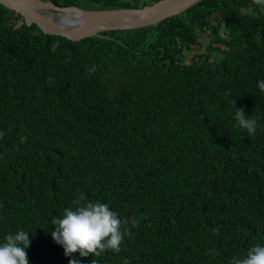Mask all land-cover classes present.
Returning a JSON list of instances; mask_svg holds the SVG:
<instances>
[{
  "label": "trees",
  "instance_id": "obj_1",
  "mask_svg": "<svg viewBox=\"0 0 264 264\" xmlns=\"http://www.w3.org/2000/svg\"><path fill=\"white\" fill-rule=\"evenodd\" d=\"M43 1L100 10L157 0ZM202 35L205 51L184 62ZM259 81L255 0H199L78 41L45 36L0 5V245L27 232L29 264H230L264 246ZM232 100L257 118L254 136ZM81 194L129 221L119 253L66 257L53 241L51 219Z\"/></svg>",
  "mask_w": 264,
  "mask_h": 264
},
{
  "label": "clouds",
  "instance_id": "obj_2",
  "mask_svg": "<svg viewBox=\"0 0 264 264\" xmlns=\"http://www.w3.org/2000/svg\"><path fill=\"white\" fill-rule=\"evenodd\" d=\"M255 3L264 5V0H255ZM258 87L264 91V81H259ZM231 107L238 126L254 136L258 127L257 118L246 115L243 107L237 108L235 100L231 101ZM3 135L0 132V138ZM21 142H26L25 138L22 137ZM85 200L86 203H81ZM74 203L78 205L75 209L68 208L63 216L51 219V225L55 228L51 233L52 239L63 248L65 256L72 257L79 253L81 258L99 257L109 250L119 253L124 236L131 232L127 227L129 221L121 220L107 204L88 199L84 194ZM29 235L23 230L9 233L5 237L6 242L0 245V264H29L26 252L31 243ZM68 264H80V259H69ZM91 264H97V260L92 259ZM124 264H130V261L125 260ZM230 264H264V246L249 248L246 256L233 257Z\"/></svg>",
  "mask_w": 264,
  "mask_h": 264
},
{
  "label": "water",
  "instance_id": "obj_3",
  "mask_svg": "<svg viewBox=\"0 0 264 264\" xmlns=\"http://www.w3.org/2000/svg\"><path fill=\"white\" fill-rule=\"evenodd\" d=\"M199 0H157L140 8L87 10L70 5L61 7L42 0H0V5L17 14L26 26H37L45 36L78 41L112 30H134L192 6Z\"/></svg>",
  "mask_w": 264,
  "mask_h": 264
},
{
  "label": "rangeland",
  "instance_id": "obj_4",
  "mask_svg": "<svg viewBox=\"0 0 264 264\" xmlns=\"http://www.w3.org/2000/svg\"><path fill=\"white\" fill-rule=\"evenodd\" d=\"M215 16H216L215 12L212 13L211 19L213 20V18H215ZM199 40L202 42V46L200 47V49L194 48L191 51H186V49H184L182 51V55L184 57V62H187L188 60H190L193 54H202L205 51V45L207 44L209 37L202 35L201 39H199Z\"/></svg>",
  "mask_w": 264,
  "mask_h": 264
}]
</instances>
